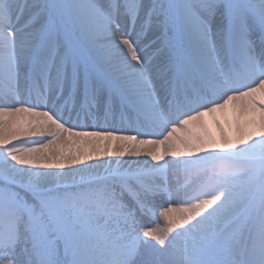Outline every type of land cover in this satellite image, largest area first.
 Segmentation results:
<instances>
[{
	"label": "snow or ice",
	"instance_id": "6c2138e0",
	"mask_svg": "<svg viewBox=\"0 0 264 264\" xmlns=\"http://www.w3.org/2000/svg\"><path fill=\"white\" fill-rule=\"evenodd\" d=\"M0 264H264V0H0Z\"/></svg>",
	"mask_w": 264,
	"mask_h": 264
}]
</instances>
